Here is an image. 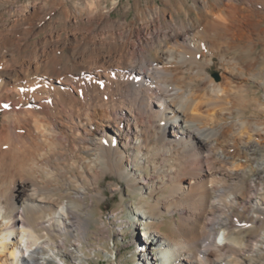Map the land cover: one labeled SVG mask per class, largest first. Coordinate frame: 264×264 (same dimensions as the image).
Instances as JSON below:
<instances>
[{"label":"bare ground","instance_id":"bare-ground-1","mask_svg":"<svg viewBox=\"0 0 264 264\" xmlns=\"http://www.w3.org/2000/svg\"><path fill=\"white\" fill-rule=\"evenodd\" d=\"M120 2L0 0V264H51L42 257L84 236L81 210L98 206L107 175L139 194L158 264L195 263L194 249L197 264H243L224 258V214L250 210L258 223L264 176L233 150L264 140V125L226 122L230 91L209 69L238 42L255 45L251 14L264 0H195L180 20L156 0L113 19ZM175 214L178 238L162 231ZM140 250L139 264H153Z\"/></svg>","mask_w":264,"mask_h":264},{"label":"rangeland","instance_id":"rangeland-1","mask_svg":"<svg viewBox=\"0 0 264 264\" xmlns=\"http://www.w3.org/2000/svg\"><path fill=\"white\" fill-rule=\"evenodd\" d=\"M112 1L106 0V5L111 7ZM120 1L119 7L112 11L113 19H124L126 7L135 4V0ZM150 1L152 0H139L140 7L145 8ZM156 1L168 12V15L172 13L180 20L185 18V10L192 6L195 0H173L172 8L164 5L166 0ZM208 1L214 2L215 0ZM243 7L246 8L247 5L246 7L243 5ZM223 8L215 14H226L231 11L230 6ZM256 9L257 12L251 14L252 18L256 22L258 21L256 30L251 31L254 34L255 45H252V47L247 41L238 42L239 45L232 46L233 48L230 47L231 50L227 49L229 51L224 52L225 60L223 62L216 57L214 64L209 69L212 80L230 91L228 92V102L231 108V117L229 115L226 122L232 126L236 124L237 128H241L244 122L264 125V10L258 7ZM134 13V9L127 12V20L131 21ZM224 73L232 74L234 79L225 81L223 79ZM196 80L194 89H197L200 82L199 79ZM226 83H230V86H227ZM245 129L241 130L253 135L250 129ZM239 130L237 132H242ZM245 139L248 140V137L245 136ZM235 149L233 151L240 150V160L242 162L246 158L252 160L247 170L257 168L264 176V164H260L264 162V140L252 138L248 144H239ZM252 181L253 177L248 175L245 181L246 184L249 185ZM100 185L104 191V197L100 202H96L98 206H94L89 211L81 210L84 217L89 219L88 223L82 224L84 236L80 235L79 232H74L73 236L67 237L64 244L60 243L55 247V255L51 252L49 256L42 257V261L50 260L51 264H63L61 260H64L67 264H139L140 248L146 246L150 249L149 257L156 258L153 260V264L160 263L161 259L157 255V250L152 249L153 245L150 238H148L149 235L146 234V227L141 225L135 216L136 208L141 205L139 194L113 175H107ZM115 186H118L120 191H112L111 187ZM240 209L233 207L228 210L229 215L228 211L224 214L227 215L225 218L229 217L227 222L231 225L229 232L231 242L229 247L223 251L224 258L228 259L227 256H235V260L239 259L243 264H264V215L255 224L252 222L257 215L253 214V211L249 210L246 213L243 210L240 211ZM236 214L240 215V221L238 222H234ZM177 219V214L166 215L163 218L162 231L165 236L171 231L175 238H178ZM245 220L248 221L247 224H244ZM214 233L217 241H219L218 234H221L219 227ZM156 238L161 241L164 240L163 236L158 233ZM63 239V237L60 238V240ZM10 248L9 245V250ZM51 248L54 247L51 246L49 249ZM192 251L195 253L196 261L191 264H197L199 251L195 249Z\"/></svg>","mask_w":264,"mask_h":264}]
</instances>
